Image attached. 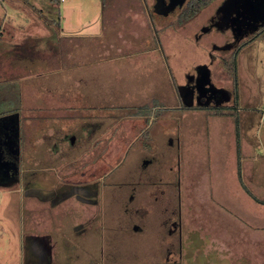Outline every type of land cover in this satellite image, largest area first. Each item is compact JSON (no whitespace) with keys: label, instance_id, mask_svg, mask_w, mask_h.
Listing matches in <instances>:
<instances>
[{"label":"rangeland","instance_id":"obj_1","mask_svg":"<svg viewBox=\"0 0 264 264\" xmlns=\"http://www.w3.org/2000/svg\"><path fill=\"white\" fill-rule=\"evenodd\" d=\"M221 1H210L195 16L185 15L183 10L172 12L169 8L166 13L164 4L155 8L156 1L150 8L154 28L150 23V33L149 29L144 33L151 37L156 57L167 65L169 83H172V89L166 90L171 97L167 105L171 107L156 110L148 103L142 104L145 106H141L142 109L115 106L74 110L68 106L46 108L44 104L54 103L55 106L57 98L44 100L40 93L42 80L46 84L49 80L55 84L56 80L55 77L42 78L44 64L39 59L46 45L54 51L57 49L59 41H52L54 36L56 39L58 26L57 0H0V132L2 123L10 122L14 135L20 133L24 139H29L28 144L20 136L18 143L14 141L16 147L29 146L27 152L31 157L29 162L26 152L23 151L22 157L18 148L20 159L15 162L14 154L8 152V143L0 146V264H55L49 250L57 245L65 249L73 246L88 264H264V243L254 249L232 223L222 221V217L215 214L210 216L207 211L200 213L199 207L194 208L196 214L188 219L181 214L179 231L170 235L171 242L176 243V247L171 248L166 244L167 228L175 220L156 213L168 206L155 205L148 197L147 210L137 206L139 202L135 200L141 197L139 192L155 183L149 173L156 170L154 167L158 169V165L146 170L138 165L149 151L160 158L162 168L158 171L164 189L165 183L173 179L169 169L176 170L177 180L181 174L182 178L185 175V167L191 168L188 170L191 173L194 168L198 174L204 168L200 157L206 152L218 151L234 153L240 185L253 197L257 198L252 193L255 190L250 186L246 168L253 167L254 178L261 177L264 184V30L255 34L256 28L253 29V39L236 49L234 71L229 56L224 64L217 61L213 65L212 91L218 90L225 96L232 93L233 98L223 102V106L234 103V115L225 113L223 115L228 117L210 121L207 128L206 114H212L213 109H192L198 104L191 94L184 102L179 98L182 112H185V104L191 103L185 119L179 109L174 108L180 92L178 87L189 84L193 91L196 85L193 80L185 81V75L188 74V80L195 77L197 67L207 66V53L212 51L218 57L215 50L221 48L217 45L230 36L219 21L211 19ZM258 3L264 4V0H253L248 11L253 18L261 17L260 24H264V12L262 16L259 14ZM252 26H256V22ZM36 30L48 35L28 41ZM107 42L112 44L110 59H114L106 65L114 66L108 71L114 70V76L120 75L129 99H139L154 73L144 71L145 61H131L135 60L136 52L148 50L151 43L140 41L138 45L127 47L130 41ZM200 83L204 84L203 80ZM163 87L168 86L163 84ZM14 93L21 101V112L28 116L27 130L21 128L19 133L20 122L10 110L15 103L17 105L15 97L11 98ZM167 112L171 113L167 116L168 123L163 118ZM8 117L11 120L6 121ZM148 124H151L150 132L159 130V126H168L169 130L175 129V134L167 130L150 141L139 134ZM91 134L95 137L94 144L89 146L80 141L83 135ZM68 137L73 145L67 141ZM249 155L255 156L254 161H246ZM72 163L77 164L74 173L67 167ZM193 178L196 181L197 175ZM170 186L163 196L168 194ZM261 192L257 194L264 196V191ZM40 203L42 206L38 205ZM142 223L144 230L140 229ZM224 230L229 237H223ZM48 231L53 237L63 231L65 239L55 236L52 243Z\"/></svg>","mask_w":264,"mask_h":264},{"label":"crops","instance_id":"obj_2","mask_svg":"<svg viewBox=\"0 0 264 264\" xmlns=\"http://www.w3.org/2000/svg\"><path fill=\"white\" fill-rule=\"evenodd\" d=\"M154 1L57 0L58 26L56 39L54 36L52 40L59 41L56 44L57 49L54 51L53 48L46 45V48L41 51V59H39L40 63L44 64L41 72L42 78H56L55 84L51 83L50 80L46 84L42 80L44 85H42L40 93L44 95V100L47 98L49 101V97L56 96L57 101L55 106L54 103H50L44 104V107L55 109L61 107L65 109L68 106V108L74 110L85 108L92 110L97 108L112 109L115 106L145 107L142 104L148 103L153 104L152 107H155L156 110L158 108L166 110L167 106L171 107V105H167L171 97L167 96L166 90L172 89V83H169L170 76L166 68L167 65L156 57L155 45L150 41L151 37L144 33L146 29H149L148 33H150V23L153 26L152 10L150 8H152ZM60 3L62 7L59 6ZM42 32L36 30L29 35L30 39L28 41H33L38 37L46 38L48 33L43 34ZM139 32H142V35ZM115 40L130 41V44L126 43L127 47L138 45L140 41L151 43L148 50L136 52L135 60L131 61V63H140L138 62L139 59L145 61L147 65L144 66L145 70L141 67L142 70L146 73H154L153 79L146 86L145 91L140 92L139 99L137 97L134 100L129 99L127 95L130 94L125 90L127 88L122 86L120 75L114 76V70L113 72L108 71L110 68L113 69L114 66L106 65L114 59H110L112 54L109 49L112 44L107 41ZM119 59H121V54ZM163 84H166L169 88L163 87ZM120 95L123 96L120 97ZM179 98H176L177 101L175 99H172V101L175 100L174 108L179 109L182 118L185 119L188 113L186 110L189 107H182L186 112L183 115L185 112H182L179 108L181 106ZM158 99L161 100V103H155ZM66 103L70 105H66ZM59 104L65 105L59 106ZM35 107L40 106L36 105ZM170 114V112L163 114L166 123H168L167 116H170ZM206 115L207 128L210 121H215L216 118L228 117L213 115L210 112ZM159 121L163 122L162 119ZM150 125L148 124L145 126V130L139 132L147 139L150 137L149 140L155 139L158 134L167 130L175 134V129L171 128L169 130L168 126H159V130L154 129V132H150ZM148 127L149 129H147ZM28 155L30 157V153ZM35 157H37L36 152ZM234 158V153L229 151H218L211 154L206 152L199 159L204 168L198 171V174H196L197 170L194 168H192L193 173L190 172L191 168H182L185 175L182 178L181 174L179 180H177L176 170L172 169L173 173L169 169V175L173 176L174 186L171 185L168 188L166 196H163V192L156 199H152L155 205L168 206V208L160 209V212L157 211L158 216L167 215L171 218L177 215L180 218L182 214L185 219H188L189 216L196 214L194 208L199 207L200 213L207 211L210 216L215 214L222 217V221L232 223V227L241 231L243 233L241 237L247 239V243L253 245L254 249L263 245L264 196L257 194L258 191H264V184L261 183L263 180L261 177L254 178L255 170L253 167L246 168L247 174H245L251 180L249 182L251 183L250 186L253 185V189L257 191V193L252 191L257 199L240 185L241 183L235 171ZM245 159L246 161H254L255 156L249 155ZM193 175H197L196 181ZM249 189L252 190L250 187ZM156 213L153 212V214ZM229 236L224 230L223 237ZM73 252L81 255L75 249H73Z\"/></svg>","mask_w":264,"mask_h":264},{"label":"flooded vegetation","instance_id":"obj_3","mask_svg":"<svg viewBox=\"0 0 264 264\" xmlns=\"http://www.w3.org/2000/svg\"><path fill=\"white\" fill-rule=\"evenodd\" d=\"M165 1L162 3H165ZM185 1L187 2V0H185ZM185 1H184V3L186 5ZM252 1L253 0H222L219 3V5L214 9L213 14L211 15V19L215 20L214 22L219 21L218 23L226 28L227 31L226 30L225 31L230 33L228 40H224L222 42V44L217 45V48L222 49V50L221 49L215 50L216 53L218 54V57H215L213 55L212 51L207 53V57H208L207 69L210 73V82L213 85H215L214 82L212 81V71L214 69L213 65L217 61L224 62L227 56L232 57L233 54H235L236 49L239 46H241L242 43L247 41L250 37L255 36V34H258L261 30H264V24L263 23L260 24V22H261L260 18L261 17L258 16V17L253 18L252 16H250L248 8L251 7ZM166 3L168 4V2H166ZM166 3H165L166 9L170 8V5L168 6ZM233 5H234V7H233ZM259 6L261 8H259ZM180 8L181 7H179V5H178V6H175L171 11L172 12H175V11L179 12ZM263 8H264V4H262V3L257 4V9L258 10L260 9V12H259L260 15L262 14V12H264ZM253 22H256V26H252ZM255 28H256V33L254 34L253 29H255ZM197 76L198 75H195V77L191 76L188 80V74H187V75H185V81L191 80V82H192V80H193L197 85V83L199 81V78H197ZM193 85H194V83H193ZM196 85L193 86L194 87L193 91H192V86H190L189 84H187V86L183 87V89L185 88V90L188 93H191L192 97L194 99H196V102L198 105L193 106L192 109H194V108L195 109H203V110L204 109H211V108L213 109L214 107H218L221 104H223V102H225V101H223V95L217 91H212L210 86L204 87V88H206V90H208V92H207V91L197 89ZM6 119H7L6 121L11 120L10 117H8ZM2 125H3V127H1V132H0V136H1L0 146H2L4 143H8V145H7L8 152H12L14 154L15 162H16V159H20L18 157L19 150L17 151L18 148L16 147V144L14 143V141L17 140L16 139L17 137L14 136V131L12 133V128H11L10 122H8V123L3 122ZM65 137H66V135H65ZM65 137L63 138L64 141H65ZM94 139H95V137H93L92 134L86 135V136L83 135L82 140L80 139V141L83 142L84 144L88 143V145L90 146V144L95 143ZM67 141H70L69 143L73 145V140L71 139V137H68ZM86 150H88V149H86ZM21 152H22L21 153V156H22V154L24 152L22 150H21ZM25 152H26L25 158H27V160H29V162H30L31 157H29L27 151H25ZM22 157H24V156H22ZM42 158H44V156H42L41 159ZM159 161H160L159 156H156V154L149 151V152H146L144 157L140 158L138 165H139L140 169H143V170H146L147 168L152 167V165H154V164H155L154 166L158 165V167H159L158 169H161L162 164ZM16 164H18V162ZM76 165L77 164L72 163L71 165L67 166L68 168H71L70 169L71 173H74V169L76 168L75 167ZM154 169H156V170L153 172H150L149 174L153 177L155 183H152L153 185L151 187L147 186L145 188V190L139 192L141 197H138L135 199L137 202H139V204L137 206H143L147 210H148V207L145 205L147 198L149 197L148 199H150V198L156 199L157 197H159V195H161L164 192L163 182H161V180L159 178L160 173H159L157 168L154 167ZM171 183H173V184H171ZM170 184L174 186V182L170 181L168 183H165V187L167 188ZM33 192L34 193L36 192L35 189ZM37 194H38V192H37ZM38 195L40 196L42 194H38ZM132 200L133 199H131L130 201L132 202ZM39 205L42 206V203H40ZM164 217H168V216L166 215ZM171 218H173L175 221L170 222L169 226L167 228L169 240L166 244H167V246H169V247L171 246V248H173V247H176V243L174 245V243L171 242V239H173V237H171V236L173 235V232H175L177 230L179 231L180 222H179V217L177 215L175 217H171ZM146 220L148 221L149 218H146ZM144 227L145 226L142 223L140 225V229L144 230ZM62 232L63 231L59 232L57 235H54V237L57 236L58 238H61L62 240L65 239ZM48 233H49L48 238H50L51 242H52L53 241L52 238H54V237H53L51 231H48ZM178 240H179V238H178ZM176 241H177V239H176ZM170 243H172L173 245H171ZM61 247L62 246H58V245L50 247L51 248V250H49L50 257L52 258L51 260H53V262L55 264H88L89 263V262L85 263V258L82 255H79V254H76L73 252V246H69L70 247L69 249H65V248H61ZM56 250H58V251H56ZM68 258H69V261H67Z\"/></svg>","mask_w":264,"mask_h":264},{"label":"trees","instance_id":"obj_4","mask_svg":"<svg viewBox=\"0 0 264 264\" xmlns=\"http://www.w3.org/2000/svg\"><path fill=\"white\" fill-rule=\"evenodd\" d=\"M210 1H212V0H187V2H186V5H185V3H183L182 5H180L179 7H181L180 8V11H182L185 15H191V16H195L199 11H200V9L202 8V7H204L205 5H207ZM254 37V36H253ZM253 37H250L249 39H248V41L245 43H242V45H245V44H247V43H249L250 41L249 40H252L253 39ZM241 45V46H242ZM230 59H231V69H232V71H234L235 70V57H234V55L232 56V57H230ZM230 59H229V61H230ZM225 62V61H224ZM224 62H223V64H224ZM2 91V90H1ZM1 91H0V94H1ZM17 92H18V89H17ZM7 93V92H6ZM13 96L11 97L12 98V100H13V98L15 97V99H16V93H14V94H12ZM228 95V94H227ZM11 96V95H10ZM231 96H232V98H233V95H232V93L230 94V95H228V100L227 101H230L232 98H231ZM11 98H10V100H11ZM234 99H235V96H234ZM4 100V99H3ZM16 101H17V105H16V103L14 104V107L12 108V109H10L11 111H14V113H16V117L18 118V121L20 122V125H19V129H18V133H19V131H20V129L22 128V130H27V126H26V124H27V120H28V116H25L24 114H23V112H21V101L20 100H17L16 99ZM234 101V100H233ZM17 107H16V106ZM141 109H142V107H141ZM212 109V108H211ZM231 110V111H230ZM235 112H236V106L234 105V103H231L230 105H228V107H225V106H223V104H221L220 106H218V107H214L213 108V111H212V114L213 115H223V114H225V113H230V114H235ZM146 116H148V115H146ZM11 118V117H10ZM41 121H42V119H40ZM57 121H58V119H57ZM59 121H60V118H59ZM59 123H61V122H59ZM26 133V132H25ZM14 136H16L17 138V140H16V143H18L19 142V138H20V133L18 134V135H14ZM28 137V136H27ZM21 138H22V140H23V142H27L28 144H29V139L28 140H26V139H24L22 136H21ZM16 146H17V144H16ZM17 148H20L22 151H27V150H29V146L25 149L24 148V146H20V147H17ZM37 151V150H36ZM23 156V155H22ZM37 158V157H36ZM38 159V158H37Z\"/></svg>","mask_w":264,"mask_h":264},{"label":"water","instance_id":"obj_5","mask_svg":"<svg viewBox=\"0 0 264 264\" xmlns=\"http://www.w3.org/2000/svg\"><path fill=\"white\" fill-rule=\"evenodd\" d=\"M184 1L185 0H169V2L167 4L168 6L170 5L169 10L173 9L175 6L182 5ZM163 4L165 6V3H162L159 0H156V6H155V8H157L159 5H163ZM169 10L167 9L166 10V13ZM155 12H156V9H155ZM156 13H158V11ZM158 14H160V13H158ZM161 14H163V13H161ZM196 71H197V75H198L197 78H199V81H198V83L196 85L197 89L208 92V90H206V88H204L205 87V84L208 85V86H210L211 89L214 88L212 86V83L210 82V73H209V71L207 69V66H202L201 65V66L197 67V70ZM202 80H203V83L204 84L200 83V81H202ZM178 89L180 90L179 97H180L181 101L184 102L183 100L186 99V96L188 94H191V93H188L185 90V88L183 89V86L178 87ZM222 94H223V101H227L228 100V96L227 95L225 96L224 93H222ZM191 97H192V95H191ZM185 105H186V107H191V103H186Z\"/></svg>","mask_w":264,"mask_h":264},{"label":"bare ground","instance_id":"obj_6","mask_svg":"<svg viewBox=\"0 0 264 264\" xmlns=\"http://www.w3.org/2000/svg\"><path fill=\"white\" fill-rule=\"evenodd\" d=\"M181 102V101H180ZM182 104V103H181Z\"/></svg>","mask_w":264,"mask_h":264}]
</instances>
